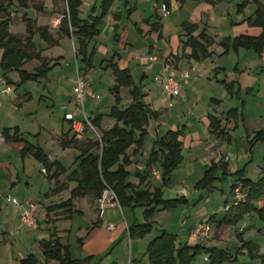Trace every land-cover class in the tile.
<instances>
[{
    "label": "rangeland",
    "instance_id": "rangeland-1",
    "mask_svg": "<svg viewBox=\"0 0 264 264\" xmlns=\"http://www.w3.org/2000/svg\"><path fill=\"white\" fill-rule=\"evenodd\" d=\"M155 1L156 0L145 1L144 7H146L147 11L144 13L142 12L143 17L153 15L154 9L151 6ZM242 2L243 0H219L216 10L217 14L215 16L216 19H214L211 23V27L208 31L209 35L221 39L222 37L229 35L231 30H233L232 28L235 30L231 21H235L237 16L244 17L242 13L238 15L237 12L238 5ZM0 4H3L11 15L9 27L11 34L21 39L26 36L25 24L22 21L23 14L34 19L37 26H45L49 32L56 37L55 32L59 27L61 14L65 8L64 0H27L26 8L15 2L8 7L7 2H4V0H0ZM89 9V7L82 8L81 17L83 19L88 17L90 12ZM159 10L160 8L158 9L157 14L160 16L161 14H159ZM221 12L224 14L220 15ZM243 12L245 13V17L249 16V9L245 8ZM184 15L185 11H180V2L178 0H171L170 15L167 18L165 17L162 19L166 23L164 32L165 35L170 36L176 29L179 28L177 23H179L178 21L185 19ZM2 17H4L3 14L1 15V18ZM153 38L154 37L152 36V39ZM33 42L35 44V50L40 51L43 56L53 57L59 55V52L63 55L62 71L57 78L60 83L52 81L50 77H44L38 81L21 80L17 71H9L7 73V77L11 81L10 86L12 92H9L10 94H0V132L4 128H13L18 126L22 129L23 137L29 140L30 143L35 144L36 139L33 137L31 138V136L28 135V133H31L32 131V129H30V127H32L31 124L33 125L32 122L36 124H38V122H42L41 124L46 123L47 126H45V128L49 132L44 130L47 135H43L40 138L39 143L43 146L45 145L44 147H47V145L44 144L47 143L45 138L51 137V134L53 135L56 133V130L58 131V128L65 123L63 121V111L61 109L63 106L62 103L66 98L68 99L70 97L67 96L70 94V87L67 81L68 79L66 78L74 75V57L72 52L74 42L73 40H70V42L68 41L66 43L67 46H63L60 50L57 46H49L45 42L41 41L38 35L33 37ZM105 44L107 43L105 42ZM163 48L164 46H161L158 49ZM242 52H247V57L244 58L241 64L249 68L254 67L256 64L253 59L255 58V60H257V55H255L252 51ZM1 54L2 51L0 49V59ZM100 59V57L96 58L95 69L90 71L88 77L86 75V71L83 70L84 76L92 85V90L97 95L96 99L90 98L86 100L85 113L88 116L91 114H101L103 116L102 126H108L109 123L113 126L115 124V120L108 116L109 110L114 104V98L109 92V89L114 85L113 76L111 70H105V65L102 67L99 66L101 61ZM167 61L179 70L182 66L185 67L186 59L182 57L181 52H177L176 56H167L166 62ZM233 61L234 55L232 53L230 54V57L216 59V62L219 65L224 66L227 69V71L219 74V80H225L227 83L234 80L237 81L238 77H236L233 73L235 63ZM208 64H210V61H207V68L205 67V69H203L204 66H200V63H197L195 68H188L189 70L194 68V71L191 74L195 72L194 74H199L203 78L206 77L207 73L211 72V80L203 79L202 82L187 84L181 94L185 95L186 98L180 97V99H174L173 106L171 108H168V101L159 90L157 84L153 81V78L159 75L158 72L152 70L151 72L145 73V76H143L142 73L145 71L144 66L143 68L140 67V73L133 71V78L137 82L140 79V84L137 85H140L143 100L149 104L153 111L158 113V118L155 121H151L147 129L151 135L157 130L162 134L169 129H184V134L188 135L191 131L197 130V127H199L196 119H194L195 114H214L215 111L217 112L216 114H219L217 117L221 119L222 125L224 126L226 123L225 117L227 112L232 108L240 107V103L243 101L244 107L242 115L238 118L237 127L233 128V126H230L228 128L230 142H227V140L224 139L221 140L218 138L217 134H214L210 139H205L204 142H202V150L198 149V151H192L189 161L185 156L187 155V151L184 150V166L187 165L188 162H191V165L193 166L191 168L193 171L189 175L190 178H178L180 176L183 177L184 174L182 171H176V173L173 174V178H171V183L168 184V186L162 191L163 199L165 200L175 198L179 199L180 196L175 194L176 189L186 187L187 192L191 195L186 203H179L177 206L171 207L167 210H162L160 207L156 208L154 213L151 216H148V218L145 216L144 206L140 205L123 208V211H125V215L123 216L124 220L121 218L122 220L118 223V226L122 224L125 228H128L134 223H149L151 225V229L143 237L133 238L129 243L128 238H124L123 242H119V238L117 239L113 236L114 234L109 235L110 233L105 231V233L100 232L99 230L97 231L96 228H93V230H96L93 232H91V229L86 232L83 231L80 232V239H76V248L70 249L71 254L74 253V255H72L74 259L91 257L90 262L87 264H128V259L131 255L130 252L132 242L135 244L133 248L134 255L137 256L136 264H148L147 256L145 255L147 244L155 235L158 234L160 230H165L167 233L176 235L178 242H186L189 245L203 243V241H196L191 238L188 239L186 229L189 227V223L195 220L206 219L211 215H215L218 218L221 217L223 214L227 213L225 211V199L229 196V193L233 189V185L239 184L240 179H248L255 182L264 174V138L255 143L252 147L249 145V141L255 132L264 127V78L262 79L261 86L257 85L254 87L253 91H251L252 93L249 92L250 94H248L247 89L243 87L237 101L236 96L230 98L229 93L224 89V87L220 83H216L215 80H213L214 71L212 72L210 70L211 68H208ZM38 66L39 63L34 61L25 65V69L27 71H33ZM75 69L76 71L79 70L77 65L75 66ZM196 69L198 70L196 71ZM58 71L60 70L58 69L55 72ZM53 73L51 76H53ZM260 73L261 69L258 64L255 70L256 76H253L252 78H256L257 80ZM253 82V79H251V83ZM27 93L30 94L31 98L26 101L27 98L25 99V97ZM120 96L122 98V106L129 103L131 97L128 88H121ZM210 99L219 100L220 103H214L210 101ZM37 111L38 113L36 114ZM77 117H80V115L78 114ZM67 128L68 125L66 124V129ZM86 133L88 134L84 136ZM96 133L86 129L85 134L80 136V140H96ZM0 142H2L1 136ZM220 143H223V148L221 149L218 147ZM204 144H208V146L213 144L215 145L213 149L219 151L218 159L216 160L217 164L226 163L228 165V169L232 172L231 174L237 171H242V175H223L221 171H218L216 178H210V181L206 186L204 185L196 188L197 183L202 179L200 178L201 176H199L200 171H204L202 164L203 158L201 157L204 155ZM13 145L17 146V144ZM10 148L8 149L5 144L2 145V150H0V163L4 159H7V157H4L3 155H9L10 161L13 162H17L19 160L18 151L15 148ZM208 156L210 155H205L204 158L206 157V159L210 160ZM194 159H196V161ZM208 160L207 164L210 166ZM33 167V164H28L27 171H33ZM38 172L39 175L42 176L38 167L35 168L33 175L35 176ZM41 179L44 180L43 178H38V180ZM135 184L136 186L140 185L139 181ZM143 189L145 188L142 187L141 190ZM7 195L14 197L16 195L18 196V193L7 191L4 192V194H0L1 200L8 206L13 207V205L8 204L5 201V197ZM88 199L90 204L96 207L95 211L98 212V199H95L94 196H89ZM30 202L37 204L39 209L42 207L39 202ZM256 205L264 209V199L258 201ZM209 223L212 226V230L209 234V238L206 239L207 242L205 241L206 243H204V245H207V247H214L217 250L226 251L229 254V257H231V261L224 262V264H260L258 256H251L246 248L247 244H252L255 246L253 249L254 255L264 253V221H261L255 212L251 211L243 214L235 226L228 225L225 227L224 231H221L220 233H218V230L213 222ZM39 226L40 224L38 222L36 230L39 229ZM122 229H124V227H122ZM20 230L21 229H18L17 225L14 230H9V232L0 234L2 238L0 243L6 245L0 247V261L4 260L5 264H16L13 257H11V255L7 252L9 250V246L14 243L13 235L20 232ZM237 232H240L239 239L237 238ZM8 235L11 236L7 237ZM5 238L7 241H5ZM110 238L115 239V242ZM63 241H67V239H64ZM13 246V253L21 255V258L25 257L27 254H34L41 260V262H38L37 264H43L39 247L33 248L27 244L23 245L20 242L16 245L13 244ZM206 257L207 255L202 252L194 258L192 264H205L204 259ZM133 263L135 262L130 260V264Z\"/></svg>",
    "mask_w": 264,
    "mask_h": 264
},
{
    "label": "trees",
    "instance_id": "trees-1",
    "mask_svg": "<svg viewBox=\"0 0 264 264\" xmlns=\"http://www.w3.org/2000/svg\"><path fill=\"white\" fill-rule=\"evenodd\" d=\"M65 8L62 11L59 27L56 30V37L45 26H37L36 21L25 14L22 21L25 24L26 36L21 39L12 35L9 27L11 15L7 8L0 4V49L2 51L0 59L1 73L7 83L11 81L7 77L9 71H17L21 80L38 81L46 78L47 74L53 69L49 66L50 60L42 56L40 51L35 50L33 37L38 35L40 40L49 46L59 45L62 37H67L74 42V56L83 64L85 69H92L93 52H88V44L100 34L101 20L105 17L111 4L115 0H101L99 4L100 14L94 16L96 9L91 8L90 15L86 19L81 17L80 8L81 0H64ZM10 7L14 2L26 8L27 0H4ZM168 8L167 0H164ZM255 11L253 15L245 20L250 27H257L261 32L257 36L239 35L233 38H224L219 42V47L223 50L222 55L230 52L236 53L239 49L252 51L257 56H261L264 48V5L259 0H253ZM248 1L238 5V13H242L247 7ZM39 10V9H38ZM157 25V24H156ZM154 25V26H156ZM181 34L178 40L181 44L182 57L201 62L210 58L212 53L208 48L212 44L208 36L204 33L197 32V25L189 22L181 24ZM116 55L114 54L105 66L106 70H111L114 77V85L109 89L110 94L114 98V104L109 110L108 116L115 120V124L111 128L105 129L101 125L103 116L101 114L89 117V121L94 130L99 135L96 140H85L81 143L84 149L80 150V154L76 157V168L68 175V181L76 183L75 188L70 192V198L60 207L71 205V199L83 197L91 193L95 199H99L102 194L111 191L118 203L120 209L132 206H144L145 216H151L156 208L167 210L177 206L179 203L186 202L183 197L179 199H163L162 189L171 183L174 171L182 161V142L180 138L184 136V129L168 130L164 135L158 137L152 144L151 151L144 163V174H134L140 185L132 184L129 179L132 174L127 170L132 165L131 157L141 155L144 146L145 137L147 136V127L151 121L158 118V113L153 111L149 104L143 100V94L140 85H137L128 69H121L117 63L113 62ZM36 61L39 66L33 71H27L25 65ZM224 89L231 95L236 96L237 101L240 97V89L234 88L233 83H226L219 80ZM91 85V84H90ZM121 88H128L131 102L126 106H122V98L120 96ZM244 102L240 103V107L230 109L225 117L226 123L223 126L221 119L208 114L207 130L210 134L226 135L230 126L237 127L238 118L242 115ZM240 108V109H239ZM243 117V116H242ZM66 121V120H65ZM18 129H14V134L9 135V130L4 129L0 136L3 141H9L16 138ZM264 138V128L255 132L249 141L250 147ZM72 138L68 141H62L63 147H77V142ZM134 146L131 155H128L130 147ZM31 154L46 170V177L56 179L65 172V169L51 162L39 148L27 144L21 151L22 156ZM155 167L160 172L161 188H153L150 190L147 176ZM54 168L53 172L51 170ZM221 171L223 175L230 174L226 163L217 164L211 162L206 167L202 179L197 183L196 188L206 186L210 178H216L217 172ZM51 173V174H50ZM234 174H241L237 171ZM146 183V184H145ZM244 189V199L232 206L227 213L221 217L212 215L208 218V222H213L216 229L226 227L228 225L235 226L241 216L248 212H255L261 221H264V209L258 207L256 203L264 199V174L252 182L248 179H240L239 183ZM239 184L233 185V189ZM144 187L145 189L141 190ZM140 188V190H139ZM226 202V199H225ZM97 224V223H96ZM151 229L149 223H134L127 228L130 239L141 238ZM240 233V232H239ZM238 232L237 238H240ZM40 250L44 263L51 261L57 264H84L90 262L91 257L85 259H72L68 245H63L58 239H50L40 242ZM254 245L247 244L246 248L251 256H258L260 264H264V253L259 255L253 254ZM205 253L207 257L204 259L205 264H224L231 261V257L224 250H217L214 247H207L196 243L189 245L188 243L178 242V238L174 234L160 230L147 244L145 255L148 264H192L194 258L201 253ZM38 259L32 254H28L21 260L19 264H37ZM202 264V263H201Z\"/></svg>",
    "mask_w": 264,
    "mask_h": 264
},
{
    "label": "crops",
    "instance_id": "crops-1",
    "mask_svg": "<svg viewBox=\"0 0 264 264\" xmlns=\"http://www.w3.org/2000/svg\"><path fill=\"white\" fill-rule=\"evenodd\" d=\"M53 1H57V0H53ZM81 1H82V6L80 8V12L83 7L84 8L89 7L90 8L89 11L91 10V8L94 7L96 11L95 13H93V15L98 16L100 14L99 4L101 0H81ZM145 1L146 0H115L111 4L105 17L101 20L99 36L94 38L88 44V52H93V57L91 62L92 69L89 70L85 69L82 63H80L79 60H76L74 56V48H73L72 52L74 57V67H73L74 75L70 76L69 78H66L68 79L67 81L70 87L69 90L70 94L67 96L70 97L68 99L67 98L65 99V101L62 103L63 106L61 109L63 111V121L65 123H63L61 127L58 128V131L56 130V133H54L53 135L51 134V137L45 138L47 140V143L44 144H46L47 147H44L45 145L43 146L39 143L40 138L43 135H47L44 132V130L49 132L45 128V126H47L46 123L41 124L42 122L40 123L38 122V124H36L32 122L33 125L31 124L32 127H30L32 131L31 133H28V135L31 136V138L33 137L36 139L35 144L30 143L29 140L23 137V132L20 127L17 126L13 128H4L9 130V135L14 134L13 130L15 128L18 129L17 134L15 136L18 139H11L9 141L0 142V150H2V145L4 144L8 147V149L10 147H11L10 149L15 148L18 151L19 160L17 162L14 161L15 162L14 163L13 161H10L9 155H3L4 157H7V159H4L0 163V176H1L0 194H4V192L7 191H12L18 193V196L17 195L14 196V198L18 200L36 201L41 203L42 205L40 209L38 208V213H37V219L40 224L39 229L36 231H30L27 230L26 228H21L20 232L13 235L14 236L13 244L16 245L20 242L23 245L27 244L30 247L33 248L39 247L40 249V245H39L40 242L47 241L50 239L51 240L58 239L60 243H62L63 245H68L69 249H72V248H76L77 246L76 239L77 238L80 239L79 237L80 232L83 231L86 232L89 231L90 229L91 232L96 231L93 230V228H96L97 231L99 230L100 232H104V231L108 232L110 233L109 235L114 234L113 236H115L117 239L119 238V242H123L124 238H128L129 243L131 241V239L128 236L127 227L125 228V226L122 224L118 226V223L121 222L122 220L121 218H123L124 220L123 216L125 215V211H123L122 209H120V207L117 206H109L105 208L104 213L102 214V216H100L99 211L98 212L95 211L96 207L90 204L89 202L88 197L93 196L91 193H88L83 197L71 199L70 206L60 207L61 204L69 200L70 192L76 186L75 182L68 181L67 178L68 175L73 170H75L77 165L75 162L76 157L80 154V150L84 149V146H82L81 143L85 142V141H81L80 136L76 135L71 130V125L69 122L65 121L64 115L66 113L67 114L75 113L73 97H74V84L76 77L77 75H80L87 81L86 77L83 74V70L86 71V75L88 77L90 71L95 69V60L97 57L101 58L99 66L102 67L103 65L106 66L108 61H110L112 56L115 54L116 57L114 58L113 62L117 63L121 69H128L132 78H133V71L136 73L137 72L140 73V67L143 68V66L145 68V71H143L142 73L143 76H145V73L151 72L152 70H155V72L159 73L162 69H164L167 72V74H169L170 76L174 78H179L181 70H187L190 67L195 68L197 63H200V66L201 67L204 66L203 69H205L207 65V61H210V64H208L209 65L208 68H211L210 70L212 72L214 71L213 80H215V82L218 83L219 74L227 71V69L224 66L219 65L216 62V59L217 58L221 59L222 57L223 58L230 57V54L232 53L234 55L233 62H235L233 67V73L238 78L237 81L234 80L229 83H233L234 88L238 87L240 91H242L243 87L246 88L248 94H250L249 92L253 91V88L256 87L257 85L261 86L262 79L264 78V48L261 56L259 58L257 56V60H255V58L253 59L256 65L252 68L251 67L249 68L241 64L244 58L247 57L246 54L247 52H242V51H246V50L239 49L236 53L230 52L227 55H222L223 50L218 45L219 42H221L222 39L224 38H233L239 35L257 36L260 34L261 29L257 27H250L245 23V20L251 17L255 11V5L253 3V0H243V2L248 1V5L246 9H249L250 12L249 16L245 17L244 12H242V15L244 17L237 16V19L235 21H231V24L234 25L235 30L234 28H232L233 30H231L230 34L226 35L225 37H222L221 39L215 38L209 35L208 33L211 27V23L214 21V19H216L215 16L217 14L216 10L218 7L219 0H178L180 2V11L182 10L185 11V15H184L185 19L182 21L181 20L178 21L179 23L177 24L179 28L176 29L174 33L170 36L165 35L164 33L166 23L162 19H164L165 17L163 18L161 15L159 16L157 14L158 9L160 8V5L162 2H164V0L161 1L156 0L152 4L151 7L154 9V13L153 15H150L148 17H143L142 15V12L144 13L145 11H147L146 7H144ZM224 1H228V0H224ZM167 2H168V15L166 16V18L170 15L171 12V0H167ZM259 2L264 5V0H259ZM155 5L157 6L156 9L154 8ZM159 12H160L159 14H161L160 10ZM223 14H224L223 12L220 13V15ZM239 14L241 13H238V15ZM186 21L191 24L197 25L196 35L198 33L204 32L208 36L210 42L212 43L208 48V51L211 52L212 55L210 58H207L201 62H195L193 60H188L185 58L186 59L185 67L182 66V68L178 70L169 61L166 62V58L169 55L176 56L177 52H181V44L178 40V36L181 34V27H180L181 24ZM152 36L154 37L153 39ZM70 40L71 39H68L67 37H62L59 41V45H57L58 49L59 50L62 49L63 46L66 47L67 46L66 43L68 41L70 42ZM105 42L107 44H105ZM161 46H164V48L158 49ZM145 56H153L156 59L155 62L151 64V67H148L149 65L148 61L143 59V57ZM45 57L50 59L51 63L49 64V66L55 64L53 69L47 74L46 78L50 77L52 81L60 83V81L57 78L59 77V74L62 71V66H63L62 59L64 58L63 55H61L59 52V55L53 57H47V56ZM258 64H259V68L261 69V73L259 74L256 80V78H252V77L256 76L255 70ZM76 65L79 68L78 71H76L75 69ZM58 69L60 71L55 72ZM197 70L198 69H196V71ZM52 73L53 76H51ZM193 74H191L189 78L182 81V92L187 84H195L197 82H202L203 79L211 80V72L207 73L205 78H203L199 74H194V75ZM251 79H253L255 83L254 82L251 83ZM133 80L136 84H140V79L138 82L134 78ZM113 83H114V77H113ZM11 92L12 91H10V93ZM229 96L230 98H233V96H231L230 94ZM181 97L186 98L185 95H181ZM29 98H31V96L29 93H27L25 97L26 101ZM91 99H96V98H91ZM210 101L217 104L220 103V101L216 99H210ZM130 102L131 99L129 103ZM127 104L128 103H126V105ZM37 113L38 111L36 112V114ZM216 113L217 112L215 111V113L211 115L217 117L219 114ZM76 114L78 115V113H75L76 119H81V114H79L80 117H77ZM208 114L205 115L195 114L194 119H196L198 123L197 125L199 127H197V130L191 131L188 135L184 134V136L180 138L182 142V147L184 148L182 150V161L180 165L177 167V169L174 171V173H176V171L177 172L182 171L184 175L183 177L180 176L178 178H190L189 175L193 171V169H191L193 166L191 165V162H188V164L184 166L185 156L188 158L189 161V158L192 155V151L193 152L196 150L198 151V149L202 150L201 149L203 145L202 142H204L205 139L206 140L210 139L212 135H214V134H210L209 131L207 130ZM93 116L94 114H91L88 117H93ZM102 121H101V125H102ZM66 124L68 125L67 129H66ZM111 127L112 125L111 123H109V125L105 126L104 128L107 129ZM263 128L264 127H262V129ZM3 130H1L0 134L2 133ZM227 131H229V129H226V132ZM88 133L85 134L84 132L85 134L84 136H86ZM164 133L165 132L161 134L157 130L151 135V133L147 129V136L145 137L144 146L141 151V155L137 157H131L132 165L127 168V170L132 174V176L129 179V181L132 184L136 185L135 183L138 181L137 177H135L134 174H140V175L144 174L145 172L144 163L149 156V153L152 148V144L159 137V135L162 136L164 135ZM217 136L221 140L224 139L227 140V142H230L229 133L224 136L223 135H217ZM72 138H75L74 140L77 142V147L74 146L63 147L61 145L62 141H68ZM13 144H17V146H14ZM27 144L39 148L46 156L49 157L51 162H56L57 164L61 165L65 169V172L59 175L58 177H56V179H50L44 176L41 173V170L43 168L42 165L31 154L28 153L22 156L21 151ZM210 145L208 146V144H204L205 146L203 148L204 155L201 156L203 158L202 160V164L204 168L203 172H205V169L208 166L207 164L208 159H206V157L204 158L205 155H210L208 156V158L210 159L208 160L209 164H211V162L216 163V160L218 159L219 151L213 149L215 145H213L212 147H210ZM220 145L218 147H220V149L223 148V143L222 144L220 143ZM134 148H135L134 146L130 147V149L128 150V155H131ZM184 150L187 151V155L185 156H184ZM194 160L196 161V159ZM28 164L34 165L33 171L32 170L27 171ZM36 167L40 169V174L42 176L39 175V172L35 176L33 175V172L35 171ZM153 169L157 170L155 167H152V170ZM53 170L54 168L51 170V173L53 172ZM151 172L147 176L148 178L146 180V183L148 182L147 186L150 187V190H152L153 188H161L160 180H157L152 175ZM203 172L200 171L199 174V176H201L200 178L203 177L204 174ZM228 172L230 174L232 173L230 169H228ZM38 178H43L44 180L42 179L38 180ZM175 194L179 195L180 197H183V199L186 202L189 200L191 196L187 192L186 187L176 189ZM208 218L195 220L193 222L191 221V223H189V227L186 229V235L188 239L190 238L189 232L192 229V227L198 222H208L207 221ZM109 223L114 224V227L112 229L107 228ZM18 224H19L18 213L16 209L13 208L12 206H8L7 204H5L0 197V234L9 232V230H14V228ZM122 227H124V229H122ZM224 229L225 227H221L220 229H217L218 233L224 231ZM211 230H212V226H211ZM9 236L11 235H8L7 237ZM1 239L2 238L0 236V241ZM64 239H67V241H63ZM5 241H7L6 238ZM112 241L115 242V239H112ZM205 241L206 240H203V243H199V244L204 245V243L207 242ZM13 244L9 246V250L8 252L7 251L6 252L9 253L11 257H13L14 262L16 264H19V260H21L22 258L21 255L13 253V248H14ZM134 245L135 244L131 242V252H130L131 255L130 258L128 259V264H130V260L135 262L133 264H136L137 262L136 259L137 256L134 255V248H133ZM1 246H6V245L2 243L0 247ZM32 255L35 256L34 254ZM72 255H74V253L71 254L72 259H74ZM35 257L38 259L39 262H41L39 257L37 256ZM42 260H43V264H45L43 258ZM0 264H5L4 260L0 261ZM46 264H57V263L51 261Z\"/></svg>",
    "mask_w": 264,
    "mask_h": 264
},
{
    "label": "built area",
    "instance_id": "built-area-1",
    "mask_svg": "<svg viewBox=\"0 0 264 264\" xmlns=\"http://www.w3.org/2000/svg\"><path fill=\"white\" fill-rule=\"evenodd\" d=\"M156 5L154 8L156 9ZM161 16L164 18L168 15V8L164 2L160 5ZM144 60L148 61V67H151V64L155 62V58L153 56H145L143 57ZM194 71V68L183 70L180 72L179 78H174L167 74V72L162 69L159 72L158 76L153 78V81L157 84L159 90L168 101L167 105L169 108L173 106V100L178 99L181 97L182 94V81L189 78L191 73ZM11 91V86L7 83L5 78L0 75V94H7ZM90 98H97V95L93 92L90 83H88L83 77L77 75L75 84H74V107L75 113L81 114V119H76L75 113H66L64 115V119L70 123L71 130L78 136L84 135L86 129L94 131L92 127L89 117L85 113V103L87 99ZM65 108V107H64ZM97 138L99 135L96 133ZM3 141V138L1 137ZM213 145H210L212 147ZM41 173L46 176V170L42 169ZM152 175L157 179L160 180V173L158 170L153 169ZM244 189L239 184L234 189L231 190L229 196L226 198L225 202V211H229L232 206H235L244 199ZM5 201L8 204L13 205L18 213V229L26 228L27 230H36L38 226L37 221V213H38V206L37 204L30 202V201H21L14 197H10L7 195L5 197ZM109 206H118L116 202L114 194L107 190L105 191L102 196L98 199V210L100 216L104 213L105 208ZM114 227L113 223H109L107 228L112 229ZM211 232V225L209 222H198L196 223L189 232V237L196 241H203L209 238V234Z\"/></svg>",
    "mask_w": 264,
    "mask_h": 264
}]
</instances>
